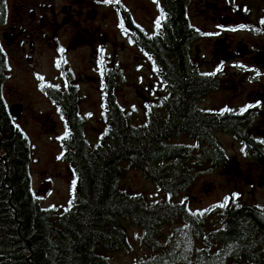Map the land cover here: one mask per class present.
<instances>
[{"label":"trees","instance_id":"1","mask_svg":"<svg viewBox=\"0 0 264 264\" xmlns=\"http://www.w3.org/2000/svg\"><path fill=\"white\" fill-rule=\"evenodd\" d=\"M159 4L156 32L142 31L138 44L148 51L164 93L135 122L119 105L111 75L94 144L85 138L82 118L68 108L70 128L59 143L75 189L61 210L43 206L32 191L31 144L3 97L9 64L0 51V264H110L104 253L130 249L125 224L140 229L141 244L156 253L152 264H264V212L253 206L229 203L192 215L185 200L155 205L120 186L125 169H137L174 196L198 172L225 160L222 148L201 146L212 125L195 109L201 76L191 45L199 32L187 16L190 0ZM5 12L6 0H0V24ZM163 225H177L169 244L160 240Z\"/></svg>","mask_w":264,"mask_h":264},{"label":"rangeland","instance_id":"2","mask_svg":"<svg viewBox=\"0 0 264 264\" xmlns=\"http://www.w3.org/2000/svg\"><path fill=\"white\" fill-rule=\"evenodd\" d=\"M6 1L9 5L12 0ZM59 3H63V0ZM122 4L127 7L133 20L147 31L152 30V19L157 21L156 19L160 17V9L150 0H109L100 9L103 21L98 26L101 34H105L100 57L108 59L110 70L117 76L114 80L116 87L114 90L119 105L132 115L135 122H141L145 118L149 102H155L164 93V89L147 54L139 47L129 44L121 34L118 8ZM236 4V8L245 17H240L235 22L236 25L230 29L264 28V24L260 23L264 18V0H236ZM144 6L147 12L142 10ZM199 8V0H192L187 9L189 19L199 26L201 33L217 29L199 14ZM239 25L246 27L240 28ZM74 29L72 25L62 26L58 31L60 40L66 42L73 35ZM227 31L230 35L234 34V31L229 29ZM237 34V38L247 37V33L244 32ZM209 36L200 35L191 45V58L198 65L203 59H211L209 51L215 37ZM53 56L52 50L43 48L26 67L12 63L2 93L7 107L17 102L22 104V114L16 124L26 134L31 144L32 159L29 173L34 195L43 206L61 210L70 203L75 189L73 184L75 178L61 159L59 138L65 131V125L55 105L41 96L35 86L38 77L52 80L54 76H58ZM94 56L95 53H91L88 46L71 47L65 55L67 61L65 65L72 72V79L78 84L77 106L84 123L83 132L86 140L92 144L96 142L102 126V102L95 77L98 66ZM119 72H122L121 78L118 77ZM223 149L227 161L222 167L204 168L197 173L186 189L174 196L158 190L146 175L137 169L126 168L121 175L120 186L128 192L141 195L147 202L155 205L185 200L188 209L193 213H203L210 207L224 204L226 196L229 198L227 203L230 201L245 204L264 211V189L251 190L246 181L238 182L241 184L236 192L238 196L231 199L234 182L227 178L226 170H230L235 161L237 170L239 168L244 174L250 169L251 161L247 159V153L242 152L237 145L225 143ZM176 227L177 225H163L159 228L162 243L169 244L177 237L174 231ZM125 230L130 249L104 253L110 264H152L148 260L156 253L141 244L140 229L125 224ZM184 242L186 243V235Z\"/></svg>","mask_w":264,"mask_h":264},{"label":"flooded vegetation","instance_id":"3","mask_svg":"<svg viewBox=\"0 0 264 264\" xmlns=\"http://www.w3.org/2000/svg\"><path fill=\"white\" fill-rule=\"evenodd\" d=\"M150 1L159 8V0ZM59 2L60 0H12L8 5L6 1L5 17L0 24V47L9 66L13 63L26 67L43 48L54 52V66L58 76H54L52 80L37 78L35 86L41 96L59 109L65 125L64 134L70 128L68 108H73V113L80 116L77 106L78 84L72 79L73 74L65 65L68 49L88 46L91 53H95L94 59L98 66L95 77L102 102L101 112L105 109L104 102L111 92L110 77L112 75L113 80H116L117 76L111 74L108 59L100 57L104 46L102 39H105V34H101L98 26L103 21L102 15L100 16L103 0H63L61 4ZM199 3V14L217 27L209 32L217 33L213 35L215 39L209 51L211 59H203L199 65L192 62L201 76V91L195 109L204 124L210 121L212 125L209 136L202 140L201 146L207 148L215 145L224 151L223 144L230 143L243 148L248 155L247 159L251 161L250 169L243 174L239 168L237 170V163L233 161L231 169L225 173L227 178L234 182L233 193L241 186L239 181H246L251 190L264 189V143L260 142L264 141V28L236 29L234 34L230 35L227 30L235 26L240 17H245L236 8V0H199ZM121 9L124 10L120 11L119 15V21L124 24L120 27L123 38L143 50L151 60L148 51L141 48L138 42L142 31L145 36L154 35L157 21L161 20V13L157 21L152 19V30L147 31L133 20L124 4ZM142 10L148 11L146 6ZM223 17H229L230 22L220 25ZM189 21L200 36L199 26L190 19ZM67 25L75 28L74 33L66 42H62L58 31ZM241 32L247 33V37L237 38V33ZM221 62L223 67L216 75H201L213 72ZM237 64H243L245 67H234ZM118 77H122V72H119ZM257 100L261 102L259 107L240 112L243 106L255 104ZM224 108L231 111L221 113ZM224 156L225 160H220L216 167H222L227 161L225 151ZM69 173L72 175L70 170Z\"/></svg>","mask_w":264,"mask_h":264},{"label":"snow or ice","instance_id":"4","mask_svg":"<svg viewBox=\"0 0 264 264\" xmlns=\"http://www.w3.org/2000/svg\"><path fill=\"white\" fill-rule=\"evenodd\" d=\"M103 2H104V3H108L109 0H103ZM260 23L264 24V18L261 19ZM157 26H159V22H158V21H157ZM120 27H123V24H121ZM239 27H240V28H244V27H246V25H239ZM229 30H230V31H235L236 29L233 28V29H229ZM216 34H217V33H207V32H203V33H201V35H204V36L216 35ZM0 51H2V49H0ZM59 51H63V49H59ZM222 67H223V62H221V64L218 65V66L215 68V70H214L213 72H210V73H201V75H204V76H214V75H216L217 72H220V71H221ZM234 67L244 68L245 66H244L243 64H237V65H234ZM38 78H39V77H38ZM2 99H3V97L0 96V100H2ZM260 103H261V102H260L259 100H257V101L255 102V104H247V105L243 106V107L240 109V112H241V113H244L246 110H248V109H250V108H253V107H259V106H260ZM58 111H59V109H58ZM227 111H231V110L228 109V108L221 109V113H223V112H227ZM67 135H68V133L65 132V136H67ZM260 142H261V143H264V141H260ZM241 151L243 152L244 149L242 148ZM73 184H75V181H73ZM232 196H233V198H235V197L238 196V193H233ZM228 199H229V198L226 196V197L224 198V204H218V205H216V207H224L225 204H227ZM182 202H183V201H182ZM237 206H238V205H237ZM191 214H192V215H195L196 213H191Z\"/></svg>","mask_w":264,"mask_h":264},{"label":"water","instance_id":"5","mask_svg":"<svg viewBox=\"0 0 264 264\" xmlns=\"http://www.w3.org/2000/svg\"><path fill=\"white\" fill-rule=\"evenodd\" d=\"M230 22L229 17H223L220 20V25H225ZM8 111L14 120L19 119L22 114V105L21 104H12L8 107Z\"/></svg>","mask_w":264,"mask_h":264}]
</instances>
